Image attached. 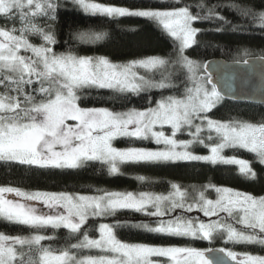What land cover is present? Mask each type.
Wrapping results in <instances>:
<instances>
[{"label":"snow or ice","instance_id":"snow-or-ice-1","mask_svg":"<svg viewBox=\"0 0 264 264\" xmlns=\"http://www.w3.org/2000/svg\"><path fill=\"white\" fill-rule=\"evenodd\" d=\"M70 2L90 16L146 18L177 42L175 55L124 63L107 56L80 55L74 50L76 46L110 38L107 31L91 28L70 31L72 43L65 41L66 50L57 52L55 23L64 6L62 0H0V19L6 21L0 26V162L78 169L98 161L115 175L124 163L205 161L237 166L238 174L246 180L257 179L253 162L224 152L246 151L264 166V121L211 118L209 114L226 99L225 93L208 72V63L194 60L185 52L198 43L196 38L202 30L194 26L197 22L218 20L230 24L233 31L257 27L264 31V5L257 6L251 0H233L227 5L198 0L178 7L129 8L99 0ZM223 7L247 23L226 20L219 11ZM33 38L41 42L33 43ZM93 89L125 96H139L153 89L180 94L162 96L154 106L144 109L81 107V93ZM166 126L170 134H166ZM178 133L190 138L177 139ZM119 138L152 140L162 147L117 148L113 142ZM196 144L206 147L208 154L192 152ZM138 179L143 181L145 177ZM192 188L194 195L177 183L171 184L167 194L98 190L99 194L88 195L0 185V220L33 230L64 228L76 239V243L53 249L44 243L51 237L38 231L28 235L0 232V264H214L207 258V252L213 249L128 243L117 236V230L123 227L209 241L219 235L233 244L264 248V196L212 183ZM209 189L216 193L215 200L205 195ZM36 203L53 209L54 214L42 213ZM120 210L155 217V226L116 220L99 223L96 237L89 234L90 220L114 217ZM194 211L209 220L187 215ZM85 250L98 254L84 255ZM219 251L231 264H264V255L224 248Z\"/></svg>","mask_w":264,"mask_h":264},{"label":"trees","instance_id":"trees-1","mask_svg":"<svg viewBox=\"0 0 264 264\" xmlns=\"http://www.w3.org/2000/svg\"><path fill=\"white\" fill-rule=\"evenodd\" d=\"M101 3L116 4L129 8H167L195 4L198 0H99ZM209 4L220 3L227 5L233 0H207ZM257 6L264 5V0H251ZM64 6L59 10L55 23L57 45L55 51H65L69 41V33L87 29L107 31L110 38L97 44L78 45L75 47L80 55L107 56L113 62H127L143 59L150 56L174 57V46H178L173 38L168 36L162 28L142 17H123L118 19L90 16L75 8L69 0H62ZM195 11V8L193 9ZM220 14L233 24H246V20L239 18L227 7L219 9ZM6 21L0 19V26ZM202 31L197 35V44L189 48L185 54L190 58L202 62L215 58L228 61L244 60L247 57H264V31L241 28L232 30L230 24L222 21H202L195 23ZM10 26V25H9ZM219 29V31H217ZM39 38H33V43L39 44ZM239 50V51H238ZM247 50L248 54H244ZM158 79L159 76L157 75ZM183 79V77H181ZM182 91V88H181ZM179 95L171 90L153 89L149 93L136 95L116 94L108 89L89 90L81 93L80 106L84 108H109L113 111H125L129 108L144 109L153 106L162 96ZM210 117L217 120H228L230 117L242 118L251 122L264 121V105L239 103L224 100L214 109ZM115 144L127 147L155 148L151 140H129L119 138ZM124 147V148H125ZM227 156H238L253 162V168L258 177L254 181L246 180L238 174L237 166L212 165L205 161H180L159 164L124 163L121 164L119 174H109L107 166L98 161L90 162L78 169L38 168L36 166L20 165L18 163L0 162V185L21 187L26 191L67 192L80 194H99L98 190L124 191V192H152L167 194L171 184H180L193 194L192 186H201L208 183L237 189L252 195H264V166L255 162L254 154L246 151L226 150ZM145 177L141 181L138 177ZM209 189L205 194L214 195ZM194 217V214H187ZM116 220L128 225L141 222L155 226L157 218L146 216L134 210H120L114 217L95 218L88 222L87 230L92 237H96L95 230L99 223H114ZM33 231L51 237L44 241L53 249L65 247L68 243H76V239L67 229L33 230L26 226L9 224L0 220V232L11 235H28ZM117 236L128 243H145L151 245L192 246L206 249H230L237 252L264 255V248L259 245H240L226 241L223 236H214L211 241L193 240L186 237H169L150 233L135 227H123L117 230ZM96 254V251L83 252L84 255Z\"/></svg>","mask_w":264,"mask_h":264},{"label":"water","instance_id":"water-1","mask_svg":"<svg viewBox=\"0 0 264 264\" xmlns=\"http://www.w3.org/2000/svg\"><path fill=\"white\" fill-rule=\"evenodd\" d=\"M207 63L208 72L225 93V100L264 105L263 56L247 57L239 61L215 58ZM207 258L214 264H231L229 258L217 249L208 251Z\"/></svg>","mask_w":264,"mask_h":264},{"label":"rangeland","instance_id":"rangeland-1","mask_svg":"<svg viewBox=\"0 0 264 264\" xmlns=\"http://www.w3.org/2000/svg\"><path fill=\"white\" fill-rule=\"evenodd\" d=\"M70 1V0H69ZM195 27H196V24L194 25ZM33 42V41H32ZM188 50V49H187ZM186 50V51H187ZM118 63H124V62H118ZM140 72H141V74H145L144 73V71L143 70H139ZM155 105V104H154ZM153 105V106H154ZM165 132H166V134H170V129L166 126L165 127ZM190 137L187 135V134H180V133H178L177 134V139H180V140H186V139H189ZM152 141V140H151ZM115 142L116 141H114L113 143H114V146L115 147H117V148H124L125 146H119V145H117V144H115ZM154 144H155V142L154 141H152ZM156 145V147L155 148H148V149H157V148H159V147H162V145H157V144H155ZM126 148V147H125ZM139 148H141V147H139ZM192 152H194L195 154H198V155H207L208 154V149L206 148V147H204L203 145H199V144H196V145H193L192 147H191V149H190ZM226 151V150H225ZM224 155H225V152H224ZM227 156V155H226ZM237 190V189H236ZM240 191V190H239ZM42 192H46V191H42ZM118 192H124V191H118ZM241 192H243V191H241ZM53 193H55V192H53ZM133 193H135V192H133ZM214 193V195H213V197H212V195H207V194H205L206 196H207V198H209V199H212V200H215L216 199V193L215 192H213ZM88 195H91V194H88ZM254 196H256V195H254ZM262 196H264V195H262ZM256 197H259V196H256ZM36 207L42 212V213H51V214H54V210L53 209H48L47 207H45L43 204H40V203H36ZM188 214H194V217H196V218H199V219H201V220H204L205 222H207L208 220H209V218H207V217H204L203 216V214L202 213H200L199 211H194V212H192V213H188ZM223 215V214H222ZM211 219H216V217H212ZM229 222H232V221H229ZM102 223H105V222H102ZM237 227H241V226H239V225H237ZM186 238H188V237H186ZM188 239H193V238H188ZM193 240H196V239H193ZM197 240H203V239H199V238H197ZM203 241H209V240H203ZM211 241V240H210ZM185 247H192V246H185ZM195 248V247H194ZM197 249H206V248H197ZM214 250V249H213ZM232 251H234V250H232ZM235 252H237V251H235ZM237 253H241V252H237ZM98 253H96V254H89V255H97Z\"/></svg>","mask_w":264,"mask_h":264}]
</instances>
